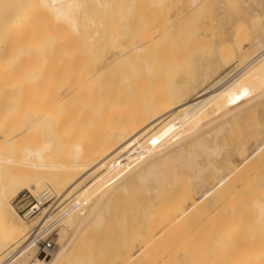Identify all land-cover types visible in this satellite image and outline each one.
<instances>
[{"label": "rangeland", "instance_id": "1", "mask_svg": "<svg viewBox=\"0 0 264 264\" xmlns=\"http://www.w3.org/2000/svg\"><path fill=\"white\" fill-rule=\"evenodd\" d=\"M96 1L87 0L82 13H79L80 17H77L79 19L76 18L77 25L81 26H78L79 33L92 34L98 32L97 38L101 36L115 37L119 36L118 33L126 30L130 32L133 29L153 28L159 31L160 35L145 53L134 57L122 67L114 68L103 84L90 86L66 108L63 107L57 111L58 114L64 113L68 117L67 125L70 133L74 135L70 143L72 145L73 141L80 138L77 141L82 140L80 143L83 142L85 150L91 152L96 161L104 157L103 150L111 147L114 142L116 143L118 136L122 133L125 134L130 125L145 119L146 123L149 124L156 121L155 127L140 141L122 152L119 158L105 166L98 174L69 195L63 203L58 204L59 206L57 203H60L58 201L60 199L56 190L49 185L43 187L42 189L50 187L49 189L55 193V198L43 207L40 206L34 214L25 217L26 224L30 227L28 236L19 239L1 252L0 262L2 260L3 262L0 264L7 260L5 264H10L16 259V256L12 257L15 254L13 250L21 246L29 236H32L30 241H34V243L45 241L52 244V248L48 252V254L53 252L52 255L47 257L48 254L42 253L38 247L39 255L38 252V256L36 255V258L44 260L47 257V260L44 261H50L56 251L62 250L73 238L76 230L85 222L86 224L82 227V234L77 239V245L68 260L74 262L78 259L81 261L80 264H95L104 254L106 248L110 249L111 254H126L129 249V241L135 234L140 236L145 232L148 222L147 216L150 212L161 209L166 204L164 201L166 202L175 193L177 183L173 182L174 175L180 176V182L188 183L189 181L187 171L180 168L175 170L173 164L169 169L163 168L164 158L167 155H171L173 158L179 157V155L188 156L195 151L196 138L201 134L206 136L221 124L226 123L228 126H225L224 134L219 137L218 142L223 146L224 151L221 157L214 159V168H220V170L222 168V171H217L220 173L218 174L213 169V174H207L206 179L212 180L217 177L215 183L224 180L223 186L220 187H224L227 192L228 180H231L229 176L235 175L241 170L244 171H241L242 174L240 172L235 175L238 176L236 180L233 178L234 175L232 176V179L238 181V178L244 176L243 173L246 172L247 168L253 172L255 169H264V70L262 69L264 60L239 75L242 69L241 64L255 53V43L264 38V19L258 16L259 20H262L260 23L257 16L247 14L240 6L238 8L232 6L231 11L221 14L218 10L221 0H207L202 9L189 14L186 13V9L190 6L191 0ZM39 2L41 3L40 0ZM39 2L38 0H0V154L7 156L15 154L13 151L12 153L7 151V146L17 141L15 138L11 142L5 143V135L21 136L25 139L27 137L30 141L47 143L49 145H44L46 150L53 148L57 143H63V145L59 144L63 148H57L61 149L59 150L61 152L70 146L66 144L67 138L62 139L65 144L62 140L59 141L61 130L51 128L47 120L37 124L38 127L36 128L34 125L33 129L30 128L32 127L29 126L30 123L27 125L24 122L25 118L34 116L37 111H47L49 97L56 90L48 83L47 62L52 58L53 48L68 45V38H73V35L77 34L70 29V26L62 29L61 26L65 25H60L54 19L49 20L48 17H53L44 13V11L48 13V10L46 7L43 8L42 3ZM39 5L41 6L39 7ZM58 26L60 27L58 28ZM69 29L72 32H68ZM12 34L18 36H16L18 38V52L20 51L15 60V65L20 64L23 69L20 67L19 69L21 72L23 70L22 73L25 78L23 74L21 78L19 76L20 79H16L18 76L9 78L1 72L4 64L7 65L8 56L5 57V55L9 54L7 43ZM95 41L86 40L85 42L84 40L85 49L90 47L94 50ZM110 41L112 40L109 38ZM107 42L105 43L106 49L104 48L106 51L112 48ZM114 42H110V44L112 45ZM96 61L97 58H91L89 67L95 65ZM34 68L39 71L42 68V74L39 75L40 72H38L33 75ZM25 69L32 71L27 70V73ZM24 71L27 74L31 73L26 76ZM142 78L145 79L147 86L146 94L142 99V111L137 113L135 118H132L133 121L118 122L119 116L127 115L131 111L129 101L135 96L134 83ZM2 80L5 83L17 82V86L11 94L7 93V83L4 85ZM221 80L225 83L224 85H227L225 90L219 95L215 94L210 99L211 101L209 100V103L196 114L184 118L185 113L201 96H204L208 91H212L210 92L212 94L217 90ZM103 85H105V90L101 92L102 89L100 88ZM110 88L117 89V98L115 103L111 105L107 104L110 99L107 91ZM238 108L241 110L234 114L236 117H232V115L230 118L216 122ZM181 119L183 120L181 121ZM213 121L214 123H211ZM28 126L29 128H27ZM163 128L169 129L167 135L152 149L151 145L155 143V135L161 132L157 135V139L163 135V132L165 133L166 130ZM199 129L203 130L195 134V131ZM209 138L212 139L211 136ZM209 138L206 136L205 139L211 144L213 139ZM68 139L71 138L68 137ZM169 146L171 148L166 149ZM130 152H135L131 159H137L142 154L147 153L140 160L138 170L154 164L158 165L165 174L159 184L152 183L153 188L158 192L151 196H144L139 193L140 182L130 181L131 183H126V190L117 189L115 192H111L104 199L95 215L88 221L89 211L92 209L90 204L83 206L78 215L62 222L64 217L70 213L71 207L80 205L84 201L82 200L83 197L87 194L89 196V194L95 193L97 189L94 188L98 180L100 182L104 178L107 179L108 175L104 174L108 173L111 177L113 175L110 173L112 167L127 158ZM241 158H245L244 161H240ZM126 162L129 163L127 160L123 161L121 165ZM235 166L240 171H236ZM243 167L245 170L242 169ZM231 170L236 172L232 171L233 174H231ZM252 173L248 174L250 181ZM261 173L264 175L262 171ZM260 174L256 175L253 181L254 179L257 180L256 178ZM224 176L228 179L227 181ZM252 176L254 177V175ZM190 187L191 190L197 189L195 182ZM222 188L220 190L216 188L218 193L220 191V196L221 193L225 192L224 190L221 191ZM217 192L215 191V194ZM217 198L219 199V197ZM35 200L39 199L27 190H19L10 197L11 204L21 216L29 210ZM77 201L80 202L76 204ZM99 215L103 218L102 226L95 224V219ZM55 216L57 218H54ZM40 217L52 218L51 223H49L51 226L47 230L44 228V232L42 231V234L40 233L35 241L39 230H42L38 228L41 222L40 225L37 223ZM67 222H73L75 227H68ZM116 224L118 225L115 226ZM124 226L125 230L119 229ZM32 238L34 239L32 240ZM34 262L35 260L32 259L27 264H34ZM64 264L69 263L65 262Z\"/></svg>", "mask_w": 264, "mask_h": 264}, {"label": "bare ground", "instance_id": "2", "mask_svg": "<svg viewBox=\"0 0 264 264\" xmlns=\"http://www.w3.org/2000/svg\"><path fill=\"white\" fill-rule=\"evenodd\" d=\"M40 1L43 5L42 7H46L48 10V13L45 11L44 13L47 14V16L50 14V16L53 17H48L49 20L52 21V19H54L60 25H65L63 27L61 26L62 29H66L67 26H70V29L77 34L73 35V38H68V45L65 44L53 48L52 58L50 56L51 59L47 62L49 69L48 83H50L51 87H55L56 89L54 94H51L49 97L47 111H37L34 113V116L32 115L28 119L25 118L24 122L26 124H32H29V126H32L30 128L33 129L34 127H38L44 120H47L51 128L54 127L56 130H61L58 138L59 141L66 138L68 139V137L71 138L70 140H65L67 141L66 144L70 146L67 147V150L65 149L61 152L59 151L61 149L57 148L62 147L63 143H57V147L55 145L53 148L46 150L44 145H49L47 143L34 140L30 141L27 137L26 141L25 137L21 136H4L5 143H9L15 138L17 142L14 141L7 146V151L11 153L13 151V153H15L13 156L0 154V253L19 239L28 236L27 234L30 229L25 219L11 204V195L19 190H27L42 202V194L47 189L42 188L49 185L56 190L60 199L58 200L60 203H57V205H60L69 195L83 186L90 178L98 174L105 166L119 158L122 152L128 150L133 144L140 141V139L152 130L156 124V121L149 124L143 119L140 122L130 125L125 134L122 133L118 136V139L116 138V143L114 142L111 147L103 150L104 157L101 160L95 161L93 159L91 152L85 150L83 142L80 143L82 140L77 141L80 139L78 136V139L73 141L71 145L70 141L74 138V135L70 133L69 126L67 125L68 117L64 113L58 114L57 111L63 107L66 108L68 104L90 86L103 84L104 80L114 68L122 67L134 57L145 53L149 47L155 43L160 33L153 28H140L133 29L130 32L128 30H126L128 32L123 31L118 33L119 36H113L114 38L112 36H101L97 38L98 32L92 34L78 32V26L80 25H77L76 18L80 17L79 13L85 7L87 0ZM96 2H98V0ZM190 2V6L186 9V13L188 14L202 9L207 0H191ZM40 6L41 5H39V7ZM232 6L237 8L240 6L247 14L255 15L257 18L259 16L264 19V0H221L218 10L221 14H225L231 11ZM40 9L43 10L42 8ZM59 27L60 26H58V28ZM70 29L68 32L71 31ZM16 36L17 34H12L9 37L10 39L7 43L9 54L5 55V57L8 56V61L7 65L4 64L1 72L4 76L9 78H16L18 76L16 78L18 79L19 76L20 78L22 77L23 70L21 72L20 69L23 68L20 67V64L15 65V60L20 52H18V36ZM109 38L112 40L110 42L115 41L112 45L109 42ZM84 40L85 42L86 40H96L93 45L94 50L89 46L86 50L85 44L83 43ZM106 42L110 47L112 46V48H109L110 50L107 51L105 50ZM255 45V53L251 58L244 60L241 64L242 69L239 75L245 73L249 68L264 60V38L258 40ZM93 57L97 58L96 64L89 67V61L91 58L93 59ZM22 58L23 56L21 59ZM21 59L19 58V60ZM19 62L22 63L21 61ZM263 66L262 69L264 70ZM41 69L39 71L37 68H34L32 74L36 75L40 72L39 75H41ZM25 70L32 71L29 69ZM30 73L31 72H29V74ZM221 81L218 84L219 87H216L217 90L215 92L213 91L214 93L210 94L212 91H208L204 96H201L190 110L185 113V117L182 116L184 118L193 116L205 107L215 94H221L227 86L224 85L225 83H223V81L222 84ZM3 83L5 85L7 82ZM16 86L17 82L9 81V83H7V93L11 94ZM104 86L105 85L100 88L102 89L101 92L105 90ZM146 91L147 86L144 78L134 83L135 96L129 101L131 111H129L127 115L123 114L119 116L118 122L121 123L126 120H132V118L136 117L137 113L142 111L141 104ZM107 92V94H109L108 97H110L107 104H114L117 98V89L110 88ZM239 110L241 109H234L216 122L227 119L228 117L230 118L232 115V117H234V114ZM183 119H181V121ZM211 123H214V121ZM225 124L217 126L214 131L206 134L207 138L210 136L212 137L213 140L209 138L212 140V143L210 142L211 144L206 141V136L201 134L195 140V151L188 154V156L179 155V157L173 158L171 155H167L164 158L162 163L163 168L169 169L173 164L175 170L180 168L187 171L189 173L188 183L180 182V176L175 174L173 181L177 183V189L174 190L175 193L171 198L167 199L166 202L164 201L166 204L161 209L158 211L152 210V212H150L149 216H147L148 222L145 232L140 236L135 234L129 241L127 253L121 255L111 254L109 252L110 249L106 248L104 254L95 264H264V175H261V171L264 174V169H255V174H253V170H248L247 168V173V170L244 168L246 165H243L244 167L242 169H244L247 174L243 173L244 176L240 175L243 179L239 176L240 179L238 178V181H235L238 177L235 175L242 171L238 169L240 172L237 173V166H235V175L233 174L234 170H231V172L233 171L231 174L234 175L232 176L235 180L232 179V176H229V179L232 181L224 176L226 181L228 180L229 182L227 192L224 187H220L223 186L224 180H217L218 183H215L217 177L212 179L213 181L210 178L206 179L207 174H213V169H215L214 171L216 172L220 170V168H214V159L221 157L224 151L223 146L219 144L218 140L219 137L224 134L225 126H228ZM29 126L27 128H29ZM202 130L199 129L195 131V134ZM166 131L157 139V135H159V133L161 134V132L155 135V143L151 145L152 149L167 135L168 131ZM65 141H63L64 144ZM170 148L171 146L166 149ZM134 153L135 152H130L127 158L121 162L119 161L118 164L116 163L117 165L115 164L116 166L114 165L115 167H112L110 173L113 175H111V177H109V171L107 172L108 174H104L108 175L107 179H103V175V180L100 182L98 180L99 183L97 182L98 184L96 183L94 188L95 190L97 189V191L92 193V195L89 194V196L87 194L88 197H83L82 200L84 201L80 205L76 207L74 205V208L71 207L70 213L64 217L62 222H65L74 215H78L83 206L90 204L92 209L89 211L88 221L95 215L104 199L110 195L111 192H115L117 189L126 190V183L130 181L140 182L141 186L139 188V193L144 196H151L157 193L158 191L153 188L152 183L155 185L159 184L165 174L160 170L158 165L154 164L138 170V164L141 162L140 160H142L147 153L142 154L137 159H131ZM244 159L241 158L240 161H244ZM127 160L129 163L126 162L121 165L123 161ZM220 171H222V168ZM251 173L254 177L251 175L252 178L250 181V178H248L250 175L248 174ZM258 174H260V176L256 178L257 180L254 179L253 181V178ZM215 175L217 176L216 173ZM211 178L213 177L211 176ZM220 178L222 177L220 176ZM194 182L197 189L191 190L190 186H192ZM216 188L219 190L222 188L221 191L223 192L224 190L226 193H221L220 196V191L218 193ZM94 189H92L93 192ZM215 191L217 192L216 194ZM214 194H219L217 196L219 199L215 197ZM79 202L77 201L76 204ZM95 202L96 204L94 205ZM43 211L45 212L46 210ZM54 218L57 217L55 216ZM44 221L45 223H43ZM51 221L52 218L40 217L37 223L40 225L41 222L38 228L42 230H39L35 239L32 238V240L34 239L36 241L43 229L46 228L47 230V228L51 226L49 224ZM85 224H83V226ZM95 224L102 226V216L99 215L95 219ZM66 225L70 228L75 227L73 222H67ZM117 225L118 224L115 226ZM83 226L81 225L80 228L76 230L73 238L62 250L56 251L53 255L54 257L50 261L44 260H47V257L52 255L53 252L48 254L44 260L36 258L37 252L39 255V247L37 241L36 243L30 241L32 236H29V238L23 241L21 246L18 245L19 247L13 250L15 254L13 253L14 255L12 257L16 256V259L10 264H27L32 259L35 260L34 264H64L65 262L69 264H80L81 261L78 259L74 262L68 259L72 256V251L77 245V239L82 234ZM119 229L125 230V226ZM62 233L64 232L62 231ZM7 261H5V263ZM1 262H3V260Z\"/></svg>", "mask_w": 264, "mask_h": 264}, {"label": "built area", "instance_id": "3", "mask_svg": "<svg viewBox=\"0 0 264 264\" xmlns=\"http://www.w3.org/2000/svg\"><path fill=\"white\" fill-rule=\"evenodd\" d=\"M43 196L41 197L43 199V203L39 200H35V203H32L29 210H27L25 213L22 214V217L25 219L26 216H30L31 214L35 213V210H39L40 206H44L45 204H48V202H50L51 200H53L55 198V193L53 192V190L47 188L43 194ZM39 250L42 251V253L44 254H48V252L51 250L52 248V244L50 242H41V241H37Z\"/></svg>", "mask_w": 264, "mask_h": 264}]
</instances>
